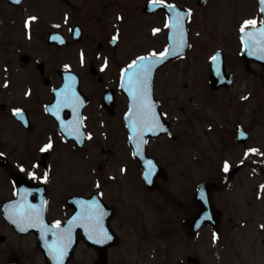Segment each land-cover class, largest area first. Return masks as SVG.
<instances>
[{"label": "flooded vegetation", "instance_id": "1", "mask_svg": "<svg viewBox=\"0 0 264 264\" xmlns=\"http://www.w3.org/2000/svg\"><path fill=\"white\" fill-rule=\"evenodd\" d=\"M166 3L181 11L186 30L184 52L156 68L153 78L154 96L171 126L155 93L158 71L200 48L197 44L210 46V37H220L228 24L235 27L234 41L243 67L254 74L251 63L260 64L243 61L240 26L246 19H255L257 24L246 28L259 27L263 12L260 0ZM172 14L159 0H0V264H57L50 253L52 233L36 226L38 222L33 226L17 223L13 205L21 196L33 205L46 201L42 211L45 225L59 220L62 228L82 211V201L95 199L101 205V223L111 239L102 243L89 239V232L75 224L62 264H204L194 252L176 259L168 256L177 243L190 249L204 225L195 235L188 226L197 211L194 191L178 192L164 186L168 171L148 146L158 137L146 140V153L162 170L154 175L151 188L144 183L129 141L125 114L130 99L120 86L121 68L138 56L171 45L173 33L166 24ZM30 16L36 19L28 21ZM217 45L208 53V64L216 50L222 51V44ZM105 58L108 63L102 68ZM69 75L75 77L72 88L82 101L78 107L80 136L61 132V124L76 115L72 107H61L59 116L52 111ZM14 109L22 111L17 114ZM116 126L122 130V144L112 135ZM94 129L100 131L99 137ZM49 139L53 146L41 151ZM90 142L92 147H88ZM121 146L124 154H120ZM112 157L121 162L116 165L118 170L105 162ZM125 158L133 164L123 162ZM84 160L86 164L97 160V169L82 170ZM34 164L38 167L33 168ZM29 170L39 176L47 172L48 178L30 177ZM210 199L213 222L205 225L218 233L224 230L223 224H231V217H224L223 209ZM44 242H48L46 250ZM155 256L159 259L154 260Z\"/></svg>", "mask_w": 264, "mask_h": 264}, {"label": "rangeland", "instance_id": "2", "mask_svg": "<svg viewBox=\"0 0 264 264\" xmlns=\"http://www.w3.org/2000/svg\"><path fill=\"white\" fill-rule=\"evenodd\" d=\"M225 28L217 39L210 37V46L197 44L201 49L193 48L158 71L155 93L172 123L168 135L148 146L166 166L169 181L164 186L191 192L202 181L214 182L218 187L211 191L213 203L223 209L224 217H231L230 225L223 224L229 231L214 233L204 225L190 249L177 243L168 256L176 259L194 252L204 264H264V67L251 63L254 74L246 70L234 41L235 27L227 24ZM203 35L197 33L206 39ZM217 44H222L226 68L234 72V78L229 87L213 90L208 82V53ZM117 127L112 135L122 144V130ZM238 127L247 131L245 141L235 139ZM94 132L100 136L98 129ZM248 148L258 151L245 156ZM225 160L231 165L228 171L223 167ZM105 162L117 170L121 163L114 157ZM123 162L133 164L132 159ZM97 163L84 160L82 170H96Z\"/></svg>", "mask_w": 264, "mask_h": 264}, {"label": "snow or ice", "instance_id": "3", "mask_svg": "<svg viewBox=\"0 0 264 264\" xmlns=\"http://www.w3.org/2000/svg\"><path fill=\"white\" fill-rule=\"evenodd\" d=\"M161 4L165 7L171 8L173 14L170 16L166 26L172 31L173 39L170 46H165L163 51L156 52L155 50L136 57L129 64L121 68V87L126 88L130 98L131 103L128 112L125 114L129 119V127L131 129V139L135 142L137 150H141V145L146 142V133H156L160 130H166L164 123L160 119V114L155 110L154 104L151 101V89H150V79L152 69L156 64L162 62L167 56L175 55L177 52H181L182 46L185 43V32L182 20L184 19L181 11L174 4H167L166 0H159ZM262 5L261 11L264 12V0H260ZM191 13V9L187 10ZM35 16L28 17V21L35 20ZM26 21V24L27 22ZM257 21L255 19H246L240 26L241 41L246 49L255 48L256 51H249L250 55L259 54L261 59H264V19L259 22V27L254 30H248L246 26L256 25ZM154 32L159 31V29H153ZM54 39H61L59 36L53 37ZM116 37H113L115 40ZM218 54L212 56L210 59L216 60ZM81 62H83V53H81ZM107 58H105L104 64L101 65L102 68L107 66ZM67 69L70 66L64 65ZM219 71V68L217 69ZM75 79L74 76L69 75L65 86L59 89L60 98L57 104L53 106L52 111L59 116L60 108L64 106L72 107L73 112L76 113L72 120H69L61 124L63 130L70 136H80L83 135L81 132V117L78 112V107L82 103L77 93L72 88V81ZM7 83V82H5ZM15 113L20 114L21 109H14ZM170 134V133H169ZM90 136L91 133H88ZM241 136L245 133L241 132ZM53 146L51 139L43 145L41 151L49 149ZM258 149L248 148L245 150L244 155L248 156L249 153H255ZM148 164V171L146 172V178L154 170V165L151 160L146 161ZM242 163V161H241ZM21 169H24V165H20ZM38 167L37 164L33 165V168ZM223 167L225 171H228L231 167L228 160L223 162ZM28 175L30 177L46 180L48 178L47 172L44 175L39 176L36 171L29 170ZM264 189V185H261ZM27 191V189L23 190ZM19 195V193H17ZM46 201H41L40 205H33L29 202L24 201L23 196H21V201L16 202L13 205V212L18 216L17 223L27 222L29 226H33L34 222H38L36 226H43L45 231L51 232L54 239L50 245V253L55 258L57 264H62V257L64 256L67 247L71 242L72 228L75 224L80 223L86 231L89 232V239H98V242H103V240L111 239V236L104 229L101 219L104 215L101 205L95 199L90 201H82V211L73 216L71 220L68 221L66 227H61V221L56 220L54 222L55 227H50L45 225L42 211L43 204ZM264 227V225H262Z\"/></svg>", "mask_w": 264, "mask_h": 264}, {"label": "water", "instance_id": "4", "mask_svg": "<svg viewBox=\"0 0 264 264\" xmlns=\"http://www.w3.org/2000/svg\"><path fill=\"white\" fill-rule=\"evenodd\" d=\"M249 51H256V49L253 48V49L249 50V49H246L245 47L243 48L242 57L245 61H248L250 58H254V59H256V60H258L264 64V59H261L259 54L250 55ZM178 53L179 52H177L175 55H177ZM172 56H174V55L167 56L162 62L155 65V67L152 69L151 79H150L151 101L153 102L155 110L157 111V113L160 114V119L164 123L166 130L162 129L156 133H146L145 139L149 136L154 137V136H158V135H161L163 133H166L168 131V128H169L168 123L164 120V118H163V116H162V114L158 108V103L153 96L152 81H153L154 69L156 67H158L159 65H161L163 62H165L166 59L171 58ZM218 68H219V71H217ZM231 77H232L231 73H227V74L225 73L223 60H222L221 56H219V54H218V58L216 60L210 61V81L209 82H210L211 88L216 89L222 85H228L230 80H231ZM124 90L127 93L128 97L130 99V103H131V98H130L126 88H124ZM241 132L245 133V135L241 136L240 135ZM129 135L131 137L130 127H129ZM246 136H247V133L240 128L238 130V133H237V140L244 141ZM129 139H130V144L132 146L133 154L140 160V162L142 164L146 163V161H148V160H152L151 158H148L146 156L145 143L141 145V150L138 151L136 148L135 142L131 138H129ZM146 171H148V164H146V169L144 167V173L145 174H146ZM152 173H153V171L150 173V175L147 178H146V175H144L147 184L149 183V181L153 177ZM210 186L211 185H206L205 183H201L195 192V201L198 204V211L188 220V224H189L188 226L191 227L193 231L196 230L204 222H207V220H208V215L211 212V208H210L211 204H210V199H209V188H210Z\"/></svg>", "mask_w": 264, "mask_h": 264}]
</instances>
